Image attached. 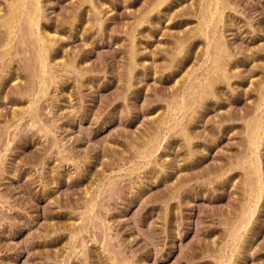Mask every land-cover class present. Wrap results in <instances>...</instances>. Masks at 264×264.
Wrapping results in <instances>:
<instances>
[{"label": "rangeland", "instance_id": "374dc122", "mask_svg": "<svg viewBox=\"0 0 264 264\" xmlns=\"http://www.w3.org/2000/svg\"><path fill=\"white\" fill-rule=\"evenodd\" d=\"M16 2L0 264H264V0Z\"/></svg>", "mask_w": 264, "mask_h": 264}, {"label": "bare ground", "instance_id": "6f19581e", "mask_svg": "<svg viewBox=\"0 0 264 264\" xmlns=\"http://www.w3.org/2000/svg\"><path fill=\"white\" fill-rule=\"evenodd\" d=\"M16 1H17V0H16ZM24 1H25V0H24ZM201 1H202V0H201ZM12 2H13V1H12ZM21 2H22V0H18V2H16L15 5H14V4H13L12 6L9 5L11 9L8 8V10L10 9L11 12H12V14H14L17 10L19 11V9L21 8V7H19V6H20L21 4H23V3H21ZM11 4H12V3H11ZM24 4H25V3H24ZM217 4H218V3H217ZM28 5H29V4H28ZM38 5H39V4H38ZM23 6H24V5H23ZM25 6H26V5H25ZM18 8H19V9H18ZM22 8H24V7H22ZM32 8H33V7H32ZM209 8H210V7H209ZM217 8H218V7H217ZM210 9H211V8H210ZM210 9H209V10H210ZM214 10H215V9H214ZM33 11H34V10H33ZM33 11H31V12H33ZM210 11H211V10H210ZM210 11H209V12H210ZM31 12H30V13H31ZM34 12H35V11H34ZM17 13H18V12H16V14H17ZM22 13H23V12H22ZM30 13H29V14H30ZM217 13H218V12H217ZM31 14H32V13H31ZM35 14H36V13H35ZM35 14H33V15H35ZM211 15H212V14H211ZM14 16H15V15H14ZM18 16L21 17V15H19V14H18ZM10 17H11V16H10ZM20 17H18V18H20ZM31 17H33V16H31ZM16 18H17V17H16ZM205 18H207V16H206ZM14 19H15V17L13 18V20H14ZM18 20H20V19H18ZM18 20H17V21H18ZM30 20H31V18H30ZM37 20H38V19H37ZM8 21H10V20H8ZM14 21H16V20H14ZM205 21H207V20H205ZM10 22H11V21H10ZM13 23H14V22H13ZM17 23H18V22H17ZM17 23H16V24H17ZM19 23H20V22H19ZM32 23H33V21H31V24H32ZM31 24H30V25H31ZM13 25L15 26V24H13ZM32 25H33V24H32ZM36 25H37V24H36ZM204 25H205V24H204ZM209 25H210V24H209ZM205 26H206V25H205ZM10 28H12V24H11ZM28 28L30 29V26H29ZM205 28H206V27H205ZM212 40H213V39H212ZM44 45H45V43H44ZM216 45H217V49H218V44H216ZM216 45H215V47H216ZM221 47H222V46H221ZM222 48L224 49V47H222ZM222 48L219 47V49H218L219 53H220V50H221ZM215 49H216V48H215ZM215 49H213V50H215ZM217 49H216V50H217ZM45 50H46V49H45ZM226 50H227V49H226ZM212 52H213V51H212ZM215 52H216V51H215ZM216 53H217V52H216ZM216 53H213V54H216ZM223 53H224V51H223ZM212 56H213V55H212ZM218 56H219V54H218ZM214 57H215V56H214ZM214 57H213V58H214ZM216 57H217V56H216ZM220 57H222L221 54H220ZM217 59H218V58H217ZM222 59H223V57H222ZM45 61H46V60H45ZM215 61H216V59H215ZM217 61H218V60H217ZM219 62H220V59H219ZM45 63H46V62H45ZM223 63H224V62H223ZM214 64H215V63H214ZM216 65H217V67L219 66L218 64H216ZM224 65H225V64H224ZM44 66H46V65L44 64ZM223 67L225 68V66H223ZM213 68H215V67H213ZM224 68H222L221 73H223V69H224ZM43 69H45V68L43 67ZM211 69H212V68H211ZM216 69H217V68H216ZM220 69H221V68H220ZM45 70H46V69H45ZM217 70H218V69H217ZM214 72H215V71H214ZM217 73H218V71H217ZM219 74H220V70H219L218 75H219ZM209 85H210V84H209ZM209 87H210V86H209ZM209 87H208V88H209ZM255 132H256V130H255ZM259 132H260V131H259ZM259 134H260V133H259ZM252 135H253V134H252ZM252 138H253V137H252ZM254 138H255V135H254ZM257 138H258V135H257ZM259 139H260V137H259ZM251 140H252V139H251ZM253 140H254V139H253ZM253 140H252V141H253ZM257 140H258V139H256V141H257ZM256 141H255V142H256ZM253 142H254V141H253ZM251 144H253V143H251ZM256 145L259 146L260 144H256ZM255 147H256V146H255ZM257 148H258V147H257ZM255 149H256V148H255ZM254 155H255V154H254ZM254 159H255V158H254ZM255 162H256V161H255ZM255 162L253 161L252 164H254ZM255 164H256V163H255ZM255 164H254V165H255ZM256 172L258 173L257 169H256ZM257 173H256V174H257ZM249 177H250V176H249ZM249 181H250V180H249ZM259 184H260V183H259ZM91 214H92V213H91Z\"/></svg>", "mask_w": 264, "mask_h": 264}]
</instances>
